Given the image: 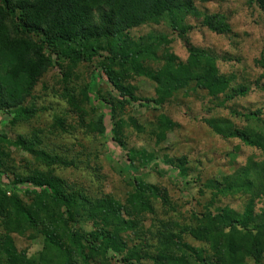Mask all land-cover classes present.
Here are the masks:
<instances>
[{
  "label": "rangeland",
  "instance_id": "obj_1",
  "mask_svg": "<svg viewBox=\"0 0 264 264\" xmlns=\"http://www.w3.org/2000/svg\"><path fill=\"white\" fill-rule=\"evenodd\" d=\"M195 8L199 18H188L185 22L189 29L186 32L188 43L209 56L210 66L218 76L232 77L234 82L230 87H248L246 97L224 102L222 95L215 99L206 91L198 90L188 95L180 92L167 99L161 108L152 103L140 106V100L158 98L155 84L145 75L138 76L131 71L121 79L124 87L131 89L139 101L128 104L127 98L120 95L107 77L100 70H94L95 65H78L66 84L58 69L50 68L36 84L32 101L25 105L27 109L35 110L32 119L12 123L0 114V161L4 164V168H0L3 174L1 188L6 191L4 183L14 185L16 177L27 178L39 172L61 181L68 187L65 188L67 194L79 192L94 202L109 198L122 208L124 221L137 224L135 231L123 234L127 247H145L144 253L153 256L156 255L154 247L159 232L164 227L171 234L180 235L182 243L196 248L199 243L181 230L196 229L195 216L204 213L206 207L213 211L214 207L226 206L241 212L245 197H214L215 193L206 188L207 182L231 174L249 161H262L264 155L239 141L223 140L205 121L227 120L236 129H242L247 123L232 115L230 110L239 114L260 111L264 118V12L257 3L248 0L198 3ZM213 15L224 17L228 27L224 34L217 35L202 26L203 19ZM159 36H165L169 43L158 44L156 56L167 52L176 64L188 62L189 55L183 42L163 22H151L132 29L128 40L137 47L139 43ZM141 63L150 72L160 70L163 65L152 57L142 59ZM208 63L202 67L208 68ZM65 95L73 97V104L84 115L82 119L80 112L68 105ZM106 103L115 107L116 117L123 125L124 144L139 153L134 160L135 172L125 170L126 152L112 140L114 122ZM165 121L170 122V128L164 125ZM86 124L97 132H91ZM41 152L63 160L69 166H48ZM168 160H184L187 176H179L178 170L166 162ZM136 179L157 190V195L148 199L151 211H142L138 215L129 212L126 203L130 194L135 195L133 182ZM27 189L20 186L7 190L6 195L20 200L31 217L37 219V224H28L4 207L8 214L6 218L0 217V262H3L6 248L13 249L20 262L37 261L43 250L45 230L52 228L53 231L56 218L64 211H57L50 200L45 201V208H41V202H35L26 194ZM263 202L264 198L256 201V211L262 208ZM78 221L77 218L75 223H67L65 219L68 225L63 223L59 228L61 232L93 230L90 222L82 225ZM62 235L67 241V234ZM111 256L114 254L94 261L97 264H123L119 256ZM140 264L153 263L141 261ZM247 264L254 262L247 259ZM260 264H264V253Z\"/></svg>",
  "mask_w": 264,
  "mask_h": 264
},
{
  "label": "trees",
  "instance_id": "obj_2",
  "mask_svg": "<svg viewBox=\"0 0 264 264\" xmlns=\"http://www.w3.org/2000/svg\"><path fill=\"white\" fill-rule=\"evenodd\" d=\"M219 1L224 0H0V114L12 123L32 119L35 110H29L25 105L32 101L36 84L44 73L57 68L66 84L73 69L81 64L95 65L94 70H100L120 95L127 98L128 104L139 103L131 89L122 84L123 76L131 71L138 76L145 75L156 86L158 98L140 100V106L152 103L161 108L167 99L180 92L188 95L198 90L206 91L215 99L222 95L224 102L246 97L248 87H230L234 82L232 77L218 76L211 67L209 56L191 47L186 39L189 29L185 22L188 18H199L195 5ZM248 1L257 3L264 12V0ZM151 22H163L177 33L189 55L186 64H176L167 52L156 56L158 46L169 43L165 36L150 38L137 47L129 43V31ZM201 24L217 35L228 29L224 17L219 15L206 16ZM148 57L157 59L163 64L162 68L155 72L145 69L141 61ZM205 62H209L206 64L208 68L202 67ZM199 69L201 71L196 72ZM82 95L86 93L82 92ZM66 96L68 105L80 112L82 119L84 115L73 104V97ZM105 105L109 107L114 122L112 140L126 152L125 170L135 172L134 160L139 153L126 147L123 125L116 117L115 107L109 103ZM230 113L242 118L246 126L236 129L227 120L214 119L205 123L223 140L239 141L264 155V118L261 112L239 114L230 110ZM164 125L171 127L169 121ZM86 127L97 132L89 124ZM28 150L31 151L32 147ZM41 154L48 166H69L63 160ZM166 162L178 170L179 176H187L184 160ZM3 165L0 161V168L3 169ZM2 175L0 173V182H3ZM14 182V185L4 183L6 191L26 187V194L35 202H41V208H45V201L50 200L57 211H64L56 218L54 230H45L43 250L37 261L20 262L13 249L6 248L0 264H97L96 258L104 259L110 254H114L112 258L119 256L123 264H140L141 261L153 264H247V259L260 264L262 261L264 202L258 211L255 207L256 201L264 198V159L249 161L231 174L207 182L206 188L215 193L214 197H245L241 212L226 206L214 207L213 211L206 207L204 213L195 216L196 229L181 230L199 243L196 248L182 243L180 235H173L164 227L154 247L155 256L144 253L145 247H127L123 234L135 231L137 224L124 221L125 213L117 202L109 198L94 202L88 196L73 191L67 194L65 188L68 187L48 173L35 172L27 178L18 176ZM133 184L135 195L128 196V211L137 215L151 211L148 199L156 196L157 190L138 179ZM6 191L0 186V217H7L6 207L16 217L35 226L37 219L31 217L15 196L8 197ZM77 218L82 225L90 222L93 230L61 232L59 227L63 223L68 225L65 219L67 223H75ZM62 233L67 234V241H64Z\"/></svg>",
  "mask_w": 264,
  "mask_h": 264
}]
</instances>
